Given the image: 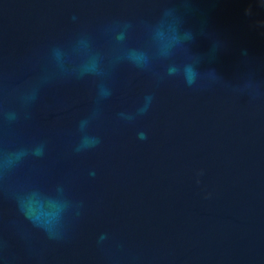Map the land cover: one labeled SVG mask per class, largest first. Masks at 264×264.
<instances>
[{"label":"water","instance_id":"95a60500","mask_svg":"<svg viewBox=\"0 0 264 264\" xmlns=\"http://www.w3.org/2000/svg\"><path fill=\"white\" fill-rule=\"evenodd\" d=\"M0 264H264V0H0Z\"/></svg>","mask_w":264,"mask_h":264}]
</instances>
